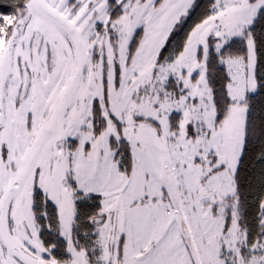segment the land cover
Listing matches in <instances>:
<instances>
[{
	"label": "snow or ice",
	"instance_id": "1",
	"mask_svg": "<svg viewBox=\"0 0 264 264\" xmlns=\"http://www.w3.org/2000/svg\"><path fill=\"white\" fill-rule=\"evenodd\" d=\"M0 264H264V0H0Z\"/></svg>",
	"mask_w": 264,
	"mask_h": 264
}]
</instances>
